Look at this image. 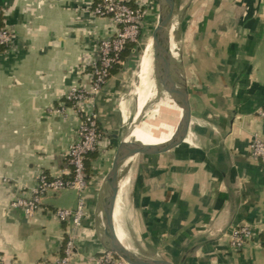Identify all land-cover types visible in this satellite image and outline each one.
I'll list each match as a JSON object with an SVG mask.
<instances>
[{
  "label": "crops",
  "instance_id": "crops-1",
  "mask_svg": "<svg viewBox=\"0 0 264 264\" xmlns=\"http://www.w3.org/2000/svg\"><path fill=\"white\" fill-rule=\"evenodd\" d=\"M95 1L0 0V23L15 35L14 46L0 50L4 264H54L64 256L70 226L60 222L55 211L74 209L76 190L49 192L42 199L44 211L33 217L10 205L36 186L42 172L50 178H70L64 156L80 117L70 107L66 114L58 108L72 86L90 88L88 63L96 57L100 40L116 31L111 18L93 13ZM134 1L144 11L159 4V0ZM186 8L182 62L192 107L189 129L176 147L142 156L133 166L135 177H126L119 214L127 190L132 189L148 258L172 264H264V162L250 152L255 137L264 141V118L259 115L264 109V0H189ZM150 42L151 37L135 69L132 97L125 94L128 65L123 62L99 98L100 129L112 142L131 107H136L133 133L143 123L139 116L146 106L152 102V111L157 107L140 140L149 145L168 143L182 118L185 109L177 96L182 86L176 75L181 59L174 42L163 49L155 79L151 68L150 85L139 100ZM150 86L154 95L140 111ZM84 110L89 107L84 105ZM174 110L175 116L160 127ZM111 153L105 148L96 159H89L87 217L71 264H96L101 253L96 221L115 156L111 158ZM114 221L117 231V207ZM244 224L254 226L257 235L235 251L230 235Z\"/></svg>",
  "mask_w": 264,
  "mask_h": 264
},
{
  "label": "built area",
  "instance_id": "built-area-1",
  "mask_svg": "<svg viewBox=\"0 0 264 264\" xmlns=\"http://www.w3.org/2000/svg\"><path fill=\"white\" fill-rule=\"evenodd\" d=\"M137 4L134 7L133 4ZM93 13L98 17L111 18L115 25V34L101 39L96 57L88 63L91 85L89 89L72 86L65 94L64 103L58 108L62 114L70 107L80 117L76 137L64 156L71 169L70 178H50L45 173L37 176V184L28 193L16 197L11 208L22 211L33 217L44 211L42 199L49 192L74 189L78 193L77 205L74 209H57L56 218L70 226L69 240L66 243L64 256L54 264H71L75 255L83 222L87 217L86 190L88 176L86 160L90 154L99 153L105 147L108 138L100 129L99 98L106 87L115 65H123L121 60L128 44H139L145 26L146 12L134 0H96ZM15 43L14 33L6 28L0 29V46L11 48ZM84 105L89 110H84ZM259 115L264 118V109ZM251 156L264 162V141L255 137L251 143ZM257 235L256 228L249 224L232 229L230 246L235 251L243 250ZM96 264H126L121 259L108 253H100L95 257ZM0 264L4 258L0 256Z\"/></svg>",
  "mask_w": 264,
  "mask_h": 264
},
{
  "label": "water",
  "instance_id": "water-1",
  "mask_svg": "<svg viewBox=\"0 0 264 264\" xmlns=\"http://www.w3.org/2000/svg\"><path fill=\"white\" fill-rule=\"evenodd\" d=\"M177 15L178 0H159L158 21L151 35L152 60L150 65L154 73V79L156 78L155 66L163 56V49L169 48V45L173 42L172 32L175 29ZM184 83L187 91L186 109L184 110L182 122L172 139L162 145L144 144L131 138L134 130L132 126L125 139L120 143L114 156L112 167L105 178L96 221L99 248L102 253L114 255L126 264H172L166 260L146 258L129 250L118 237L114 215L120 184L124 179L122 174L124 168L129 167L139 156L159 154L176 147L186 136L191 122L192 107L186 80ZM152 109L153 103L151 102L140 114V122L147 120ZM127 139L130 140L128 141Z\"/></svg>",
  "mask_w": 264,
  "mask_h": 264
},
{
  "label": "rangeland",
  "instance_id": "rangeland-1",
  "mask_svg": "<svg viewBox=\"0 0 264 264\" xmlns=\"http://www.w3.org/2000/svg\"><path fill=\"white\" fill-rule=\"evenodd\" d=\"M189 2V0H178V15L176 17V25H175V29L172 32V41L174 42V45L177 46L178 48V52H180V59H181V64L183 65V54L185 53V44H184V29H185V23L182 22V20L185 18H187V3ZM146 12V19H145V29L143 31V37L140 39V46H141V52L140 54H138L136 56V58L132 61V64L130 66H128V78H127V83H126V88H125V94L126 95H131L132 92V88H133V83L135 80V69L137 67V64L139 62V60L141 59L145 46H146V42L149 39V37H151L153 29L155 27V25L157 24L158 21V16H159V4L154 3L152 6H149L147 8V10H145ZM184 69V66H183ZM185 72V69H184ZM185 80L189 89V83H188V78H187V74L185 72ZM190 93V91H189ZM139 96V95H138ZM140 97V96H139ZM175 103V102H174ZM154 107V106H153ZM135 114H136V107H131V109L129 110V116L127 119L126 124L124 125L123 128H121V131L119 132V136L117 137V139L112 142V140H106L105 141V148H107L109 151H112L113 153H111V158L113 156V154H116V151L120 145V143L124 140V138L126 137V135L128 134L129 130L131 129V127L134 125L133 121L135 118ZM171 116V117H169ZM175 116V110L170 112L168 114V121H164L163 123H161L160 127H163L165 124H167L173 117ZM184 117V112L182 115V118L176 128V132L182 122V119ZM166 119V120H167ZM175 132V133H176ZM175 135V134H174ZM173 135V136H174ZM142 159V156H139L135 159V161L132 162V164L129 167H125L124 171H123V177L124 179L126 177H130L132 178V180L134 179L135 175V171L134 168L136 166V164L139 162V159ZM134 166V168H133ZM132 183V182H131ZM132 189L127 190V195L125 197V199L123 200L122 204H121V210H120V216H119V224L122 228V230L124 231L126 238L128 240V242L130 243V245L132 246V248L135 250L136 253H138L140 256L146 257L148 258L147 254L145 253L147 247L146 244L144 242V237H143V230H144V226L142 224V221L140 219L139 213L138 211L134 208L133 205V201H132ZM102 223V221H101ZM126 244V242L124 243V245Z\"/></svg>",
  "mask_w": 264,
  "mask_h": 264
},
{
  "label": "bare ground",
  "instance_id": "bare-ground-1",
  "mask_svg": "<svg viewBox=\"0 0 264 264\" xmlns=\"http://www.w3.org/2000/svg\"><path fill=\"white\" fill-rule=\"evenodd\" d=\"M152 40L150 42V49H149V53H148V57L146 58V60L143 62V68H142V73H141V83L140 86L138 87V95H144L145 92L147 91L149 85H150V79H151V50H152ZM170 50V49H169ZM168 51V50H167ZM159 64V63H158ZM178 68H177V79L180 83V85L182 86L179 94H177L178 98L180 99V103L182 105V108L186 109V100H187V91L185 89V83H184V69H183V65L181 64V61L178 62ZM156 69V68H155ZM166 78V77H165ZM154 95V89L150 86V90L146 96V98L143 100V102L141 103V105L139 106V110L141 111L143 106L146 104V102H148V100L153 97ZM162 98V97H161ZM140 100V97H139ZM157 111V107L149 114V117L147 118V120H144L142 125L139 126L133 133L132 138L138 140L139 142H143L145 144V141H140L143 136L145 135V133L147 132L148 129V125L151 121V119L153 118V116L155 115ZM128 186V178H126L124 181H122L121 185H120V192H119V196H118V201L116 204L117 207V214H118V221H119V205L121 202V197L123 195L124 189H126V187ZM120 226V224H119ZM117 234L118 237L120 239V241L124 244L126 242V247L129 249H132L130 246V243L128 242L124 231L122 230L121 226L120 228L117 230Z\"/></svg>",
  "mask_w": 264,
  "mask_h": 264
},
{
  "label": "trees",
  "instance_id": "trees-1",
  "mask_svg": "<svg viewBox=\"0 0 264 264\" xmlns=\"http://www.w3.org/2000/svg\"><path fill=\"white\" fill-rule=\"evenodd\" d=\"M134 7H137L133 4ZM3 28L1 23H0V29ZM145 29V27H144ZM144 29L142 30V35H143V31ZM141 35V38L143 37ZM140 38V39H141ZM7 47H1L0 46V50H4L6 49ZM141 46L140 44H128L125 52L122 54L121 56V60L128 66H130L132 64V61L136 58V56L138 54H140L141 52ZM123 67L119 64L115 65L112 72L115 71H120ZM103 132V131H102ZM97 154L98 153H94V154H90L86 160V172H87V176H88V181H90L91 177H92V169H91V163L89 161V159H96L97 157Z\"/></svg>",
  "mask_w": 264,
  "mask_h": 264
}]
</instances>
